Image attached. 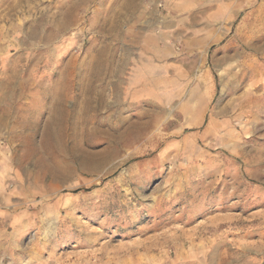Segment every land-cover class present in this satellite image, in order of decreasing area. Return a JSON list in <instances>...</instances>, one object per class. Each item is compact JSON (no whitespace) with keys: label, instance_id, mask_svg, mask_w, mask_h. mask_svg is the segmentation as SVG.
<instances>
[{"label":"rangeland","instance_id":"1","mask_svg":"<svg viewBox=\"0 0 264 264\" xmlns=\"http://www.w3.org/2000/svg\"><path fill=\"white\" fill-rule=\"evenodd\" d=\"M0 264H264V0H0Z\"/></svg>","mask_w":264,"mask_h":264},{"label":"crops","instance_id":"2","mask_svg":"<svg viewBox=\"0 0 264 264\" xmlns=\"http://www.w3.org/2000/svg\"><path fill=\"white\" fill-rule=\"evenodd\" d=\"M152 43L153 42L150 39H148L147 37L145 38V47H142V52H144L145 54L149 53L152 57L148 54V57L144 60L145 64L143 63V65L139 66L137 68V71L136 69H134L129 77V85L131 86V98H137L139 96L151 98V96H153L152 94L156 92L157 83L156 75L154 74L155 72L152 68L154 67L152 58L157 54L164 55L167 46L166 43L161 42L162 45H158L159 50L157 49V51L156 47H154ZM156 64L159 63L156 62ZM158 67H163V69L160 71L161 73L159 76L161 77L160 80L164 81L167 78V75L165 73L166 67L163 64H159Z\"/></svg>","mask_w":264,"mask_h":264}]
</instances>
